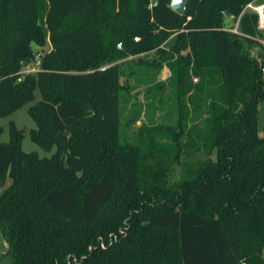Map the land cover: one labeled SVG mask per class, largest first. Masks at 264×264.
Returning <instances> with one entry per match:
<instances>
[{
    "label": "trees",
    "instance_id": "trees-1",
    "mask_svg": "<svg viewBox=\"0 0 264 264\" xmlns=\"http://www.w3.org/2000/svg\"><path fill=\"white\" fill-rule=\"evenodd\" d=\"M253 1L189 0L180 15L171 0H0V116L38 88L29 135L56 146L24 152L13 121L0 139V234L13 264H264V57L237 40L264 37L244 10ZM225 15L239 17L237 33ZM46 40L39 70L22 74ZM154 48L150 64L168 63L176 83L219 77L205 159L189 161L201 147L181 116L154 127L168 141L144 128L137 143L120 136L118 60Z\"/></svg>",
    "mask_w": 264,
    "mask_h": 264
},
{
    "label": "rangeland",
    "instance_id": "rangeland-1",
    "mask_svg": "<svg viewBox=\"0 0 264 264\" xmlns=\"http://www.w3.org/2000/svg\"><path fill=\"white\" fill-rule=\"evenodd\" d=\"M257 4H264V0H256ZM45 3L43 8H45ZM235 19L233 16L225 15L221 20V25L224 29L229 30L234 28ZM238 31V30H237ZM264 35V32H262ZM230 39L235 38L233 35L228 36ZM174 36H169L161 43L165 49L171 45ZM237 40L242 46V51L251 58L264 57V37L262 38H243L237 37ZM34 54L43 56L51 49L48 40L43 46L32 44ZM154 48L150 52H145L137 55H130L125 59L118 60L122 62L121 70L123 90L120 95V136L123 141L137 143L139 133L142 128L150 129L155 136L163 141H168L170 135L163 128L174 126L177 124L179 117L185 121L189 137L195 139L200 145L198 152L192 153L189 161L197 159H205L208 156L207 147L205 145V110L210 98L215 97L221 89V82L217 75L209 73L203 78L198 77H183L181 83H176L169 69L168 63L162 64L159 72L156 73V66L150 64L154 57ZM178 55V54H177ZM138 62L146 61L145 65L139 66ZM28 65L25 69L31 68ZM38 71V70H37ZM36 72V71H35ZM264 73V71H263ZM189 88V90H188ZM187 90V91H186ZM40 99L39 89L34 91V100L26 103L19 109L9 115L0 116V127L2 134L1 141L7 142L9 139V122L13 121L15 125L24 130L21 148L24 152L35 151L40 157L50 156L56 149L53 146L49 151L42 149L34 143L29 135L31 129H35L36 123L30 117L28 109L36 101ZM264 116V106L260 113V118ZM185 135L183 139H187ZM215 157V152L211 154ZM185 160L182 158L179 165L174 167L171 180H177L180 176V170ZM7 243L0 234V264H13L12 258L5 255Z\"/></svg>",
    "mask_w": 264,
    "mask_h": 264
},
{
    "label": "built area",
    "instance_id": "built-area-1",
    "mask_svg": "<svg viewBox=\"0 0 264 264\" xmlns=\"http://www.w3.org/2000/svg\"><path fill=\"white\" fill-rule=\"evenodd\" d=\"M244 10H249L257 15V29L260 30L261 32H264V4H257L255 1L248 3L245 7ZM238 21L239 17L235 22L234 28L231 29L232 32L237 33L238 31ZM135 41L138 40L137 37L134 38ZM121 43L117 44V48H121ZM40 55H35L34 60L29 63L28 65H32L31 68L25 69L28 65L23 67L21 70L22 74H27V73H35L37 70H39V63H40ZM106 66H102L100 69H105ZM264 71V69H262Z\"/></svg>",
    "mask_w": 264,
    "mask_h": 264
},
{
    "label": "water",
    "instance_id": "water-1",
    "mask_svg": "<svg viewBox=\"0 0 264 264\" xmlns=\"http://www.w3.org/2000/svg\"><path fill=\"white\" fill-rule=\"evenodd\" d=\"M189 0H171L170 8L178 14H183Z\"/></svg>",
    "mask_w": 264,
    "mask_h": 264
}]
</instances>
